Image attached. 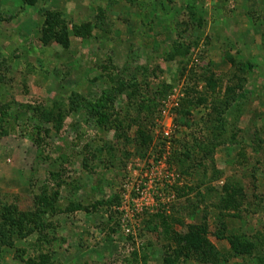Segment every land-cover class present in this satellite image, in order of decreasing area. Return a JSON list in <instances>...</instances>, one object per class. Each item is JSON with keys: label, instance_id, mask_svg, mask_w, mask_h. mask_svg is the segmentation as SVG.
<instances>
[{"label": "rangeland", "instance_id": "374dc122", "mask_svg": "<svg viewBox=\"0 0 264 264\" xmlns=\"http://www.w3.org/2000/svg\"><path fill=\"white\" fill-rule=\"evenodd\" d=\"M233 3L0 0V264H264L228 253L264 237V0ZM150 164L174 198L124 231Z\"/></svg>", "mask_w": 264, "mask_h": 264}, {"label": "built area", "instance_id": "2783aa9c", "mask_svg": "<svg viewBox=\"0 0 264 264\" xmlns=\"http://www.w3.org/2000/svg\"><path fill=\"white\" fill-rule=\"evenodd\" d=\"M164 136H167L168 130L162 131ZM159 162V160H158ZM156 165H146V172H150L153 175L146 181L150 182L147 185L145 183L138 184L137 182H130L127 178L121 183V194L119 205L116 207L117 211L122 212L125 210L123 216L120 217V221L124 222V231H129L128 223L138 220L142 208L157 211L158 207L165 202L174 198V191L171 189L173 186L172 176L159 174L154 171Z\"/></svg>", "mask_w": 264, "mask_h": 264}, {"label": "trees", "instance_id": "16d2710c", "mask_svg": "<svg viewBox=\"0 0 264 264\" xmlns=\"http://www.w3.org/2000/svg\"><path fill=\"white\" fill-rule=\"evenodd\" d=\"M25 3H28L29 5H32L35 0H22ZM45 14L47 17L44 19L43 25H42V41L46 42L48 39H53L57 43H59L62 46H66L68 43V31L66 28L65 23L63 20L58 17V13L54 12H49L46 11ZM87 26V24H85ZM85 34H88V30L84 31ZM109 79L111 80L112 83H114L113 78L109 76ZM125 83L120 82L119 85L123 86ZM239 84H235L233 86H227L226 88V93H229L230 98H234L235 88H239ZM55 105V104H54ZM141 106V105H140ZM98 115H103V113L99 112ZM177 194H182V191L179 192V189H177ZM156 217L160 218V223L163 226V232L167 233L168 232V224L166 222V218L164 217L163 214L156 212L155 213ZM253 237V236H252ZM246 238L242 235H238L234 241H230V251L228 252L230 257H235V256H241L242 254H248L251 252L250 249H257L261 245V242H263L264 237L260 235H254L253 238ZM207 252H205V255ZM211 253L208 251V256ZM216 260L212 264H221L222 262H225V258H220V257H215Z\"/></svg>", "mask_w": 264, "mask_h": 264}, {"label": "crops", "instance_id": "0c3cea01", "mask_svg": "<svg viewBox=\"0 0 264 264\" xmlns=\"http://www.w3.org/2000/svg\"><path fill=\"white\" fill-rule=\"evenodd\" d=\"M261 1V0H256V2ZM251 2H253V0H234V7L235 10L237 11L238 17L242 18L241 22H244L245 20V12L247 10H249V5L251 4ZM262 6V5H261ZM216 10V8H215ZM247 13V12H246ZM261 21V20H260ZM263 23V21L258 22V24ZM256 25V24H255ZM257 26V25H256ZM241 26L238 24L236 25L234 28L238 29ZM227 29H229L228 27H226ZM243 35L240 34V37H242ZM260 36V35H258ZM263 33L262 35L259 37V39H262ZM243 38H241L240 40H242ZM246 41H243L244 45H246L245 43Z\"/></svg>", "mask_w": 264, "mask_h": 264}]
</instances>
